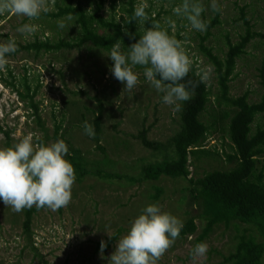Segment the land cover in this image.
<instances>
[{"label":"rangeland","instance_id":"obj_1","mask_svg":"<svg viewBox=\"0 0 264 264\" xmlns=\"http://www.w3.org/2000/svg\"><path fill=\"white\" fill-rule=\"evenodd\" d=\"M96 1L49 0L50 11L35 21L11 13L0 16V42L11 38L17 43V51L9 54L5 70L0 72V148L17 143L29 133L45 144L62 139L69 153L81 155L85 168L92 171L80 181L75 175L66 207L56 211L45 207L32 215L29 235L22 230L26 209L14 212L0 202V264H110L108 258L116 241L142 208L152 203L183 223L193 218L196 227L194 233L177 237L158 264H230L226 260L234 251V235L255 231L244 224L238 225L236 233L231 226L216 225L202 241L208 245L206 258L194 257L190 250L198 243L205 221L197 216L192 186L186 180L167 176L156 181L143 177V168L160 161L164 154L146 148L141 134L144 132L148 141L166 143L179 127L181 112L162 102V93L144 80L143 69H133L138 73V84L127 90L112 76L107 50L89 43L72 50L25 49L34 42L72 41L78 26L66 16L54 18L51 14L59 7L77 4L91 12ZM146 2L149 20L144 24L134 20V27L144 31L148 21L159 24L181 42L197 73L205 67L212 69L204 81L211 102L203 114L205 123L210 124L213 115L223 109L216 106L218 77L205 51L223 60L228 45L236 44L247 30L252 37L228 77V96L246 94L249 103L260 101L264 92V0H217L220 10L215 13L209 8L210 0H201L205 9L202 18L209 21L203 33L173 15L172 8L181 0ZM140 3L141 0H103L100 15L126 26L129 13ZM59 20H64L65 28L57 27ZM24 23H35L37 31L31 35L17 32ZM99 105L100 137L96 145L84 133L82 124L87 121L93 125ZM257 126L264 127V112L255 117L252 132ZM214 128L204 143L211 155L196 160L194 165L188 157L187 179L229 167L226 156L233 153V148L226 132ZM263 163L264 159L258 168ZM96 170L113 177L98 175ZM130 177L133 182L128 180ZM115 234V240L101 253L100 241L106 243Z\"/></svg>","mask_w":264,"mask_h":264},{"label":"trees","instance_id":"obj_2","mask_svg":"<svg viewBox=\"0 0 264 264\" xmlns=\"http://www.w3.org/2000/svg\"><path fill=\"white\" fill-rule=\"evenodd\" d=\"M102 7L103 0H97L91 12H87L79 4L59 7V11L51 16L54 18L70 16V20L78 26L76 37L72 41L34 42L25 49L32 48L37 52L72 50L89 43L95 48L110 51L111 46L121 40L122 51H126V47L134 43L144 31L134 27V20H128L126 26H123L116 20L102 18L100 15ZM131 16L132 12L129 13V19ZM215 22L214 20L211 26ZM150 26L151 21H148L146 27ZM251 37L247 30L236 44H229L223 60H219L210 51H205L218 77L219 94L215 99L216 106L223 107L220 112L213 115L210 124L203 120V114L211 104L210 92L206 83L199 81L196 70L191 67L181 83L186 84L192 95L190 100L182 102L177 131L166 143L148 141L144 137V132L141 134V142L146 148L164 154L160 161L147 164L143 168V177L156 181L161 176H167L186 180L192 186L197 216L205 221L204 228L197 236L198 243L219 224L231 226L235 233L239 231V224L247 225L250 227L249 230L255 231V234L243 231L234 235L236 240L234 251L226 260L230 264H263L264 255V163L259 168L257 166L264 159V127L257 126L252 132L255 117L264 112V92L259 102L249 103L246 94L236 98L229 97L227 86L235 61L244 52ZM101 109L99 105L97 115L93 119L95 135L92 138L96 145L100 137ZM214 127L226 132L233 148V153L226 156L229 167L224 170L213 169L201 177L187 179L188 157L192 159L189 162L194 165L196 160L211 155V152L204 148V143ZM65 158L72 164L78 181L84 175L92 174V171L85 168L86 161L81 155L74 157L70 154ZM95 172L98 175L102 174L101 170ZM102 175L106 178L113 177L108 174ZM128 180L133 182L134 178L130 177ZM37 210L36 207H32L24 211L22 230L28 235L32 215ZM195 230L193 218L189 217L183 223L178 237L190 235ZM115 238L116 234L110 237L105 243V248Z\"/></svg>","mask_w":264,"mask_h":264},{"label":"clouds","instance_id":"obj_3","mask_svg":"<svg viewBox=\"0 0 264 264\" xmlns=\"http://www.w3.org/2000/svg\"><path fill=\"white\" fill-rule=\"evenodd\" d=\"M146 0L134 7L128 20L143 23L149 20L145 9ZM210 10L220 9L217 0H210ZM50 11L49 0H0V16L11 13L35 21ZM205 11L201 0H181L172 8L176 17L185 19L190 28L203 33L208 20L202 18ZM70 20L71 17H66ZM127 20V21H128ZM64 20L57 27L65 28ZM38 25L24 23L16 31L34 34ZM122 41L115 42L107 56L112 61L110 72L127 90L138 84V73L133 69H143L144 80L158 93H162L164 104L174 111L182 108V102L191 99L192 93L181 83L192 66V60L182 44L170 36L159 24L152 23L126 51H122ZM17 51L15 39L0 42V72L5 70L9 54ZM212 69L205 67L197 75L203 83L209 78ZM194 88V85H193ZM84 133L93 137L95 129L87 121L82 124ZM38 142V143H37ZM69 149L62 139L45 144L40 137L29 133L17 143L0 148V202L20 212L35 206L56 211L66 207L71 200V188L75 181L72 164L65 157ZM183 228V221L175 215L162 211L155 203L148 204L130 222L127 232L116 241L115 249L108 258L110 264H158L160 257L175 242ZM111 237V236H110ZM105 242L100 241L103 252ZM194 257L206 258L208 245L197 243L191 250Z\"/></svg>","mask_w":264,"mask_h":264}]
</instances>
